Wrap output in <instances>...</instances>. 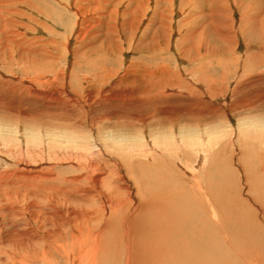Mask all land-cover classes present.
I'll list each match as a JSON object with an SVG mask.
<instances>
[{"label":"rangeland","instance_id":"obj_1","mask_svg":"<svg viewBox=\"0 0 264 264\" xmlns=\"http://www.w3.org/2000/svg\"><path fill=\"white\" fill-rule=\"evenodd\" d=\"M263 171L264 0H0V264H73L98 231L122 264V227L141 253L159 211L257 209Z\"/></svg>","mask_w":264,"mask_h":264},{"label":"bare ground","instance_id":"obj_2","mask_svg":"<svg viewBox=\"0 0 264 264\" xmlns=\"http://www.w3.org/2000/svg\"><path fill=\"white\" fill-rule=\"evenodd\" d=\"M24 145H19V149L21 146L23 147ZM258 167H259V163H258ZM246 169H247V167H246ZM248 170L249 169H247L246 171H248ZM248 173H249V171H248ZM247 178H248V176H247ZM247 178H246V181L248 180ZM249 178H251V177H249ZM221 180L225 181L223 179H221ZM193 181H195V180H193ZM210 181H212V180H210ZM251 182H252V180H251ZM249 183L250 182H248V184ZM257 183H256V185H257ZM194 184H196V183L194 182ZM260 184H261V182H260ZM206 185L207 184L205 183V185H203V186L206 187ZM193 187H195V186H193ZM211 187H213V186H211ZM189 188H188V190H189ZM208 188L210 189L209 186H208ZM205 189H207V187ZM215 189H213V190H215ZM201 190H203V189H201ZM208 190H206V191H208ZM182 192H184V191H182ZM182 192H179V193H182ZM198 192H199V190H198ZM221 192H222L221 193L222 195L218 194V196H221L220 199L219 200L216 199V201L218 202V203L216 202V204L218 205V208L222 210L221 207L223 205L220 206V203H223L225 201V199L228 201L229 208H232L231 206H233V205L232 204L230 205V202H229V200H230V198L228 197L229 194L226 195V190H223ZM240 192H241V190H240ZM176 193L172 192V194H176ZM188 193H189V191H188ZM201 193H203V191H201ZM204 193L206 194V192H204ZM196 194L197 193H195V195ZM255 194H257V193H255ZM170 195H171L170 192H167L166 194H160L159 196H156V198L160 199V201L155 203V201L153 200V202L156 204L155 206H157V207L158 206H162V207L166 206L165 204L163 206V203H166V202H163L164 200L161 201V198H165V196H166V199H167L168 196H170ZM184 195H185V193H184ZM201 196H203V195H201ZM184 197H186V195ZM197 197L198 198H194V200L195 199L201 200V198H199V196H197ZM187 198H189V197L187 196ZM211 198L215 199L216 197L212 196ZM248 198H249V196H248ZM183 200L184 199H182V201ZM249 200H250V198H249ZM262 200H264V199H262ZM262 200H261V202H258L256 200V205H257V209L255 208L256 211H255V209H253V210L250 209V207H248L247 204H245V202L243 204L242 203L243 201L240 200L241 201V202H239L240 206H237V204L235 203V207H236L235 210L240 211V210L244 209L243 211H240L243 213H236L237 212L236 211L235 214L232 213V215L224 214L222 216V219H210L212 216L211 217L208 216V210L205 209L202 202H199V203H202V208H201L202 211L200 213L198 211L193 210V209L182 208V207H176L172 212H169V209L164 208L165 210L159 211V214H158L161 221L156 222V223L154 222V224H151L149 227L146 228L148 230V231H146V235L150 240H152V242H151L152 244L148 241L144 247V251L141 250L142 247H141V245H139L140 246L139 249H140L141 253L137 252V251H135V249H133V248H135V246H132V247L129 246V245H133L134 236H135V234H134V236L133 235L131 236V233H130L131 230H129L130 229L129 225H128L129 233L127 234V236L124 233L125 228L122 227L123 231L121 232V238H120L121 241L119 242L118 246L120 245V247H124V249L127 250V252H125L126 254L130 253L128 259L126 261H124L122 264H227V263L229 264V263H232L233 257H235L234 255H233V257L230 256V254L235 253V252L237 254H239L237 256L240 258V262L242 264H256L255 263L256 261L259 262V264H261V262L262 263L264 262V260L261 259L264 257V242H263L264 236L261 235V232H264L263 231L264 225H262L263 227H261V229H259V228L256 229L257 227L255 225L253 226V228H251L249 226V224L246 222V218L250 221L253 219V217H256V216L258 217V216L262 215L261 210H264V201H262ZM169 201L171 202L172 199H170ZM189 201H191V200H189ZM210 203H212V202H210ZM170 204H173V203H170ZM204 204H205V202H204ZM254 204H255V202H254ZM248 205L250 206V204H248ZM191 206H193V205H190V202H189L187 207H191ZM195 206H197V204ZM224 206H225V203H224ZM229 208H228V210H229ZM198 209H199V206H198ZM232 209H234V206ZM210 211L213 213L212 215H214V217H217V215L215 214L216 211L214 212L213 208ZM210 211H209V213H210ZM225 215L228 217V219ZM262 216H261V218H262ZM141 217H143V216H141ZM154 218H155V216H154ZM167 220H168V222H167ZM134 222H136V221H134ZM144 225H146V224H144ZM139 226H141V225H139ZM142 229H144V228H142ZM105 230H106V228H105ZM137 230H139V229H137ZM96 233H97V231H96ZM97 235H99V231L96 235H93V236H95V240H94L95 243L91 244L90 246L88 245L87 248H85L84 244H83V247L81 246L82 250L79 249L77 256L73 260V264H96V263H98V262H96V260H97L96 259L97 251L96 250L99 247V241H98L99 239H98ZM220 236L222 238H224V240H221ZM74 239H76V238H74ZM136 239H137V236H136ZM124 240H128L131 242L129 243V245L124 246L122 244V241H123V243H125ZM247 240H250L253 243L254 249L252 251H249V249L252 248V247H250L251 242H249L248 245L245 247L248 250L244 251L243 249H245V248L240 250L242 248L241 245L245 246ZM142 245H144V244H142ZM238 247H240V249H238ZM84 249H86L87 251H85ZM131 250H132V253H131ZM10 255H11V253H10ZM127 256H128V254H127ZM7 257H8V255H7ZM130 257H132V259H130ZM126 258L127 257H125V259ZM235 259H237V258H235ZM15 260H17V259H15ZM15 260H13V262H16ZM7 261L9 262V260H7ZM237 262H239V261H237Z\"/></svg>","mask_w":264,"mask_h":264}]
</instances>
